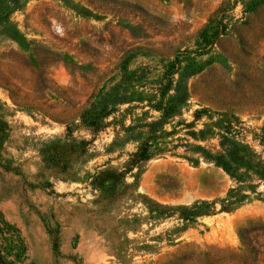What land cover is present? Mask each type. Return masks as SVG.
<instances>
[{"label":"rangeland","instance_id":"obj_1","mask_svg":"<svg viewBox=\"0 0 264 264\" xmlns=\"http://www.w3.org/2000/svg\"><path fill=\"white\" fill-rule=\"evenodd\" d=\"M19 2L0 0V214L26 250L0 219L3 254L264 264V179L220 212L243 183L206 157L230 141L264 161V0ZM197 201L216 213L169 214Z\"/></svg>","mask_w":264,"mask_h":264},{"label":"trees","instance_id":"obj_2","mask_svg":"<svg viewBox=\"0 0 264 264\" xmlns=\"http://www.w3.org/2000/svg\"><path fill=\"white\" fill-rule=\"evenodd\" d=\"M20 0H14V6H18ZM169 87V86H168ZM168 90V88H167ZM188 95V88H185L183 92H179L176 96V99L184 98ZM174 98V96L172 97ZM95 117V118H94ZM90 119V123L94 126V128H98L99 123L95 122L98 118L95 115H91L88 117ZM200 133H204L203 130L199 131ZM1 138V137H0ZM223 148V152L219 154H212L209 152L206 157L209 160L215 162L218 166L224 168L227 172L230 173L232 177H234L239 183L238 186L231 188L228 192L226 198H223L219 201L221 204L220 212L224 211H232L245 202L248 199L249 194L245 191L249 190L252 193L257 194V184L254 182H245V177L253 178L255 174L258 178L264 179V161L255 160V153L248 148V146L242 147L234 142L229 141V146L226 143H221ZM0 161H1V151H0ZM12 169V168H9ZM242 169L248 170V172H242ZM254 172V176L250 172ZM252 172V173H253ZM168 210V209H166ZM174 210H178L180 218L185 222V224H189L191 222H195L198 217L201 216H209L216 213V202L211 201H197L193 203L191 206H179L178 208H169V214H171ZM168 214V213H167ZM1 215V221L5 226V233L14 234L16 237L17 245H18V253L16 254V259L20 258L25 250V242L22 238L19 229L10 224L7 220H5L4 216ZM170 216V215H168ZM0 264H14L12 260L0 250Z\"/></svg>","mask_w":264,"mask_h":264}]
</instances>
